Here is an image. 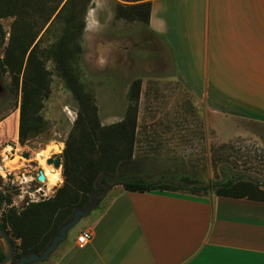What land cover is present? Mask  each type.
<instances>
[{
    "label": "rangeland",
    "instance_id": "obj_1",
    "mask_svg": "<svg viewBox=\"0 0 264 264\" xmlns=\"http://www.w3.org/2000/svg\"><path fill=\"white\" fill-rule=\"evenodd\" d=\"M148 1L151 0H91L84 14H79L78 4L71 36L66 38L71 46L66 54L71 58V67L50 56V47L63 38L64 22H57L45 32L46 28L40 29L43 24L34 26L32 21L29 24L13 15L0 16V62L11 55L16 61L13 70L0 67L4 86L0 102V221L10 210L21 212L33 204L55 199L64 185V150L80 109V100L69 89L68 80L75 82L79 93L88 91L93 95L99 120L107 126L122 121L131 103L137 102L139 136L134 156L142 159L139 173L143 178L162 179L160 171L168 169L179 170L171 178L173 182L189 176L209 184L222 180V169L227 167L245 180L264 184V124L241 121L238 123L246 133L220 138L216 125L226 124L213 119L208 108L179 79L171 49L151 31L145 9H131ZM35 17L40 23L44 19L38 12ZM38 29L40 34L33 42ZM39 40V47L33 51ZM38 61L44 64L49 87L41 92L35 132L22 140L19 127L23 97L35 86L36 75L31 71ZM226 123L237 124L231 120ZM173 138L180 142L179 152L166 149L171 148ZM53 154L61 157L59 168L47 163L48 158L56 157ZM32 159L44 160L53 174L60 169L61 181L56 186L33 181L36 171L30 166L35 164ZM37 186L42 188L40 193L33 191ZM68 196L73 199L72 207L82 200L75 191ZM81 228L80 224L72 232ZM8 229L19 251L22 241L10 226Z\"/></svg>",
    "mask_w": 264,
    "mask_h": 264
},
{
    "label": "crops",
    "instance_id": "obj_2",
    "mask_svg": "<svg viewBox=\"0 0 264 264\" xmlns=\"http://www.w3.org/2000/svg\"><path fill=\"white\" fill-rule=\"evenodd\" d=\"M149 27L179 79L226 124L216 125L220 138L246 133L241 121L264 124V0H151ZM77 226L33 264H264V201L248 197L115 185Z\"/></svg>",
    "mask_w": 264,
    "mask_h": 264
},
{
    "label": "trees",
    "instance_id": "obj_3",
    "mask_svg": "<svg viewBox=\"0 0 264 264\" xmlns=\"http://www.w3.org/2000/svg\"><path fill=\"white\" fill-rule=\"evenodd\" d=\"M2 2L0 3V16L13 15L28 21L29 24L32 21L34 26H38L37 23L43 24L44 27L42 26L40 29L46 28L45 32L53 29L57 22H64L63 38L59 44L50 47V56L56 58L57 61H63L69 67L72 66L70 56H66L70 53L71 47L70 41L66 42V38L71 36L73 23L78 16L76 7L79 4V14H84L91 0H2ZM141 8L145 9L144 14L149 25L151 1L131 7L135 11ZM37 12L44 18L41 23L37 22L39 18L35 17ZM39 34L40 31L35 35L33 42L36 41ZM40 40L35 44L33 51L39 47ZM14 65H16V61L12 55L0 62V67L4 69L11 67L13 70ZM33 69L31 73L36 75L34 78L36 83L30 91L25 93L21 108L19 135L22 140L35 132L41 92L48 90L49 87L43 62H36ZM66 70L70 71L69 68ZM68 81L70 82L69 89L77 93L80 109L64 150V185L58 190L55 199L33 204L21 212L10 210L6 218L0 221L2 229L10 232L8 229L10 226L16 238L22 241L18 251L15 241L10 235L15 260L31 253H41L60 227L72 217L74 210L83 208L90 202L91 194L100 190L98 184L108 185L110 188L115 185H123L126 190L138 192L203 191L205 193L213 192L220 196L248 197L264 201V184H258L254 180H245L228 170L227 167L222 169L224 174L222 180L209 184L200 183L195 177L189 176H182L181 179L173 182L171 178L174 179L179 170L178 172L170 171L171 173L167 171L168 169L160 171L162 179L157 178L155 181L143 178L139 173L143 164L142 159L134 158L137 102L131 103L128 113L122 121L107 126L99 120L93 95L88 91L79 93V87L75 82ZM137 92L134 95L135 101H138L139 90ZM170 174L171 177L168 176ZM72 191L82 196L81 202L74 203L73 207V199L68 196V193ZM55 206H57V210H55ZM3 258L4 251L0 243V260Z\"/></svg>",
    "mask_w": 264,
    "mask_h": 264
},
{
    "label": "water",
    "instance_id": "obj_4",
    "mask_svg": "<svg viewBox=\"0 0 264 264\" xmlns=\"http://www.w3.org/2000/svg\"><path fill=\"white\" fill-rule=\"evenodd\" d=\"M1 42V36H0ZM28 157V154H25ZM53 163L55 167L59 168L61 166V157L56 155L55 158L49 160ZM39 180H44L45 177L43 173L38 177ZM100 189L91 194V200L83 208H77L74 210L72 217L65 222L57 234L54 235L51 242L41 253H31L29 255L22 256L19 260H15L14 248L10 238V232L5 231L0 227V243L4 251V258L0 260V264H33V263H43L46 262L49 257L57 250V248L62 244L68 237L69 231L77 226L79 222L88 217L93 210H95L99 205V198L106 195L110 190L108 185H97Z\"/></svg>",
    "mask_w": 264,
    "mask_h": 264
},
{
    "label": "flooded vegetation",
    "instance_id": "obj_5",
    "mask_svg": "<svg viewBox=\"0 0 264 264\" xmlns=\"http://www.w3.org/2000/svg\"><path fill=\"white\" fill-rule=\"evenodd\" d=\"M2 39V38H1ZM1 75H2V72H1V70H0V102H1V97H2V93L4 92V86H3V82H2V79H1ZM1 105V104H0ZM53 155H55V154H53ZM29 158V157H28ZM51 159H53V158H48L47 159V163H48V165L49 166H51V165H53V163H50L49 162V160H51ZM33 163H35L34 165H30L31 167H33L34 166V171H36V173H34V177H33V181H37V183H39V184H41V183H43V182H45L46 181V179H48V177H47V175H46V172H44V169H46L45 167H46V165H45V161L43 160L42 162L41 161H39V160H34V159H32L31 160ZM38 166H37V165ZM43 165H45V166H43ZM27 172H31V170H28ZM41 173H43V175H44V177H45V179L44 180H39L38 179V177L40 176V174ZM47 177V178H46ZM41 187L40 186H37L33 191H36V190H38V189H40Z\"/></svg>",
    "mask_w": 264,
    "mask_h": 264
},
{
    "label": "bare ground",
    "instance_id": "obj_6",
    "mask_svg": "<svg viewBox=\"0 0 264 264\" xmlns=\"http://www.w3.org/2000/svg\"><path fill=\"white\" fill-rule=\"evenodd\" d=\"M55 150H57V151H59L58 150V148H54ZM57 154H55V156H56ZM46 169H45V172H46V175H47V177H48V179H46V181L45 182H47L48 183V186H49V184H53V183H55V185L54 186H56V182H60L61 181V179H62V177L60 176L61 174V172H60V169H58V170H56V173L55 174H53L52 172H51V170L48 168V167H45ZM50 181H53V182H50Z\"/></svg>",
    "mask_w": 264,
    "mask_h": 264
},
{
    "label": "built area",
    "instance_id": "obj_7",
    "mask_svg": "<svg viewBox=\"0 0 264 264\" xmlns=\"http://www.w3.org/2000/svg\"><path fill=\"white\" fill-rule=\"evenodd\" d=\"M47 183V182H44ZM42 191V188L38 189L37 192L40 193ZM41 195L43 196V194L41 193ZM92 238V233L90 231H86L83 234H81L78 237V241L80 244H84L86 243L88 240H90Z\"/></svg>",
    "mask_w": 264,
    "mask_h": 264
}]
</instances>
